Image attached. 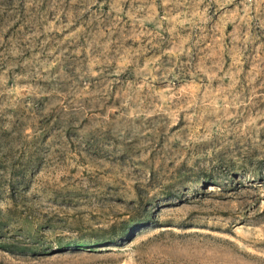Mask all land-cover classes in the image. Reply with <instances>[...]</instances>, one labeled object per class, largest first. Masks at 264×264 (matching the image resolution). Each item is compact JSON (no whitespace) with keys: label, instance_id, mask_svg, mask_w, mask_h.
<instances>
[{"label":"rangeland","instance_id":"374dc122","mask_svg":"<svg viewBox=\"0 0 264 264\" xmlns=\"http://www.w3.org/2000/svg\"><path fill=\"white\" fill-rule=\"evenodd\" d=\"M0 264H264V0H0Z\"/></svg>","mask_w":264,"mask_h":264},{"label":"trees","instance_id":"16d2710c","mask_svg":"<svg viewBox=\"0 0 264 264\" xmlns=\"http://www.w3.org/2000/svg\"><path fill=\"white\" fill-rule=\"evenodd\" d=\"M129 231H130V230H128L127 233H129ZM127 233H126V234H127ZM78 244H79L78 242H71V243H68L67 246H69V247H74V246H77Z\"/></svg>","mask_w":264,"mask_h":264}]
</instances>
